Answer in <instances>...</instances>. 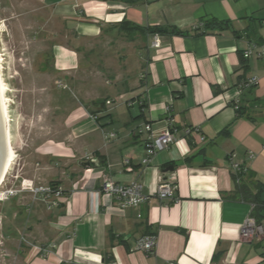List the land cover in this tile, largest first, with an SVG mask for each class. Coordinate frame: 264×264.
Listing matches in <instances>:
<instances>
[{
  "label": "crops",
  "instance_id": "0c3cea01",
  "mask_svg": "<svg viewBox=\"0 0 264 264\" xmlns=\"http://www.w3.org/2000/svg\"><path fill=\"white\" fill-rule=\"evenodd\" d=\"M37 1L49 12L39 17L43 31L55 34L48 55L58 70L76 69L81 48L89 51L99 37L127 49L139 44L143 65L130 83L123 82L120 96L127 98V109L117 129L106 127L115 119L114 109L107 107L110 97L103 106H92L91 100L71 108L58 104L47 115L43 107L34 117L42 133L25 146H33L36 163L28 155L22 180L37 185L39 177L57 176L42 187L58 181L56 189L64 192L51 208L40 195L47 207L25 223L30 239L28 246L12 249L20 257L15 264H264V210L262 231L242 237L255 204L226 196L237 184L231 155L254 181L264 183V57L243 55L252 43L264 42V0ZM212 18L228 20L229 26L205 30L204 21ZM123 21L164 31L130 40ZM251 76L259 84L240 92ZM236 102L250 106L246 115L238 116ZM92 110L111 118L98 122ZM170 119L178 140L143 164L145 125L160 133ZM94 158L98 167L80 165ZM169 166L174 171L165 172ZM105 177L121 184L138 181L152 196L121 209L102 192ZM162 181L176 184L175 202L156 196ZM152 234L154 250L140 249L138 240Z\"/></svg>",
  "mask_w": 264,
  "mask_h": 264
},
{
  "label": "rangeland",
  "instance_id": "374dc122",
  "mask_svg": "<svg viewBox=\"0 0 264 264\" xmlns=\"http://www.w3.org/2000/svg\"><path fill=\"white\" fill-rule=\"evenodd\" d=\"M25 1L29 4H25ZM48 15L49 12L37 0H0V52L4 58V79L10 89L8 95L11 98L12 143L16 152L14 164L0 188L1 193L24 186L22 177L27 175L25 161L28 155L36 163L33 146H25L28 140L35 144L42 133L39 132L40 128L38 130L40 122L36 124L34 120L40 111L45 108L47 115L58 104L71 108L81 102L104 101L110 97L112 102L107 107L114 109L112 114L115 119L113 124L106 127L117 129L123 126L124 112L127 109V98L120 96L123 82L137 77L143 65L139 44H134V49H127L120 46V43L108 44L104 37H99L98 40H93L89 51L82 53L81 48V61L76 69L58 70L48 55V43L53 35L43 31L45 25L40 22L43 18L39 17ZM53 37L55 38V34ZM59 38L60 35L57 37L58 41L62 39ZM85 40L80 42L87 44ZM71 42L77 47L74 39ZM122 55H126V63L121 61ZM125 64L127 72L124 70ZM119 72L124 74L123 80L117 77L120 76ZM105 119L104 117L103 120ZM110 134L108 133V137L112 138ZM56 177H39L41 182L37 185L46 186ZM61 178L66 180L68 176ZM40 195L33 192L25 194L24 189H20L19 193L7 199L0 197V264H15L16 260H20L11 251L19 246L26 247L25 241H29L30 235L25 223L33 222V217L38 214L41 206L47 207V202L43 205L45 203ZM16 264L22 263L18 261Z\"/></svg>",
  "mask_w": 264,
  "mask_h": 264
},
{
  "label": "built area",
  "instance_id": "2783aa9c",
  "mask_svg": "<svg viewBox=\"0 0 264 264\" xmlns=\"http://www.w3.org/2000/svg\"><path fill=\"white\" fill-rule=\"evenodd\" d=\"M161 45L160 37L158 34L154 35L153 46L158 48ZM245 57H249L251 55H256L258 57H264V42L262 43H252L246 50L243 52ZM259 84V78L256 76H251L245 79L240 87L246 89L255 88ZM241 92V91H240ZM110 103V101H107ZM236 102L234 105L237 107ZM131 105V102H130ZM170 126L163 132L156 133L151 129L150 124H146L144 130L147 131L148 135L145 139L146 146V156L143 159V164L148 165L152 157L159 151L165 150L178 140L177 137V129L173 124V119H170ZM189 133V131H188ZM111 137H114L115 134H110ZM252 156V155H251ZM231 158V167L236 176L237 182L241 181V172H246V167L236 163L233 161V155ZM25 185V184H24ZM27 187L31 192L35 195L41 194L43 200L47 202L49 207L57 205L60 202V198L63 196V190L61 187L54 189L51 186L48 187H34L32 184L27 183L22 188ZM101 190L107 196H110L114 199L117 206L121 209L129 208V207H137L145 203L151 198V194H146L144 192V186L142 183L135 181L128 184H121L113 181L109 177H105L102 182ZM19 193V190H14L13 188L10 190H6L3 193V198L7 199L11 195ZM156 196L160 200H169L175 202L178 197L176 194V184L172 181H162L155 191ZM55 197V199H53ZM262 231V227L258 226L255 221V218L250 216L247 218L243 228H242V237H252L256 233H260ZM157 243L156 235H150L141 237L138 240V246L140 249L151 252L154 250Z\"/></svg>",
  "mask_w": 264,
  "mask_h": 264
},
{
  "label": "trees",
  "instance_id": "16d2710c",
  "mask_svg": "<svg viewBox=\"0 0 264 264\" xmlns=\"http://www.w3.org/2000/svg\"><path fill=\"white\" fill-rule=\"evenodd\" d=\"M133 0H130V2H132ZM229 21H220L217 20L215 18L212 19H208L204 21V29H211V28H226L227 26H229ZM121 29L122 31H125L126 36L128 38H130V40L135 39L138 36H146L150 31H152L151 27H144V26H140L136 23L133 22H128V21H123L121 22ZM158 29V28H155ZM254 30V28L252 29V31ZM164 30L160 31L163 32ZM159 32V31H156ZM174 33L177 34H184L186 32L180 30V29H174L173 31ZM250 90V89H249ZM106 101L108 100H99L98 102H93L92 106H99V104H105ZM144 102H142V106H143ZM240 104V103H239ZM250 106H246L244 104H240L237 107V112H238V116H244L247 114V111L250 109ZM93 116L96 118V120L98 122L101 121V119L105 118H111V114H106L104 116H97V112L95 110L91 111ZM249 116V114H248ZM249 173L247 172H241V181L237 182L236 180V176L234 175V179L236 181V188L234 193H229L226 194V196L230 197V198H240L243 199L247 202L250 203H254L255 207L252 210V217L255 218V221L257 224H259L261 222V218L263 217V215L261 214L262 211L264 210V183L259 182V181H254L250 175H248ZM248 175V176H247ZM246 178V179H245ZM58 181H52L50 183V186L54 189H56V185H58ZM152 235H156V234H152Z\"/></svg>",
  "mask_w": 264,
  "mask_h": 264
},
{
  "label": "bare ground",
  "instance_id": "6f19581e",
  "mask_svg": "<svg viewBox=\"0 0 264 264\" xmlns=\"http://www.w3.org/2000/svg\"><path fill=\"white\" fill-rule=\"evenodd\" d=\"M159 35V34H158ZM246 50V49H245ZM244 55V54H243ZM245 57V56H244ZM247 58V57H246ZM3 55L0 52V89L5 113V122H6V133H7V164L5 168L4 179L0 182V188L4 181L6 180L16 158V152L13 148V134H12V117H11V98L8 95L10 92L9 85L4 79V66H3ZM243 89L240 87V91ZM3 196V193L0 192V197Z\"/></svg>",
  "mask_w": 264,
  "mask_h": 264
},
{
  "label": "water",
  "instance_id": "95a60500",
  "mask_svg": "<svg viewBox=\"0 0 264 264\" xmlns=\"http://www.w3.org/2000/svg\"><path fill=\"white\" fill-rule=\"evenodd\" d=\"M164 28L159 27L157 30L162 31ZM166 30V29H165ZM153 33L156 32V29L152 30ZM7 164V133H6V122H5V113L0 89V182L4 179L5 168ZM80 165L84 168L98 167L99 160L91 159L84 160L80 162ZM175 166H169L165 169V172L174 171Z\"/></svg>",
  "mask_w": 264,
  "mask_h": 264
}]
</instances>
